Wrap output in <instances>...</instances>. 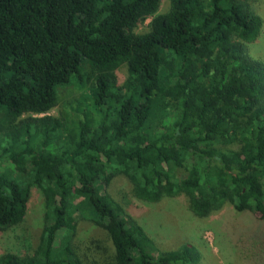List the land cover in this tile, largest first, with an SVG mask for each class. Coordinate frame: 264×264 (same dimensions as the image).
<instances>
[{
    "label": "trees",
    "instance_id": "16d2710c",
    "mask_svg": "<svg viewBox=\"0 0 264 264\" xmlns=\"http://www.w3.org/2000/svg\"><path fill=\"white\" fill-rule=\"evenodd\" d=\"M257 1L161 12L162 0H0V229L25 221L33 187L44 198L35 250L0 264L99 263L79 253V219L109 235L107 264H203L190 242L156 253L101 191L118 174L142 201L184 194L199 217L226 203L251 212L264 262V61L246 47L263 31ZM69 86L82 94L49 115Z\"/></svg>",
    "mask_w": 264,
    "mask_h": 264
},
{
    "label": "rangeland",
    "instance_id": "374dc122",
    "mask_svg": "<svg viewBox=\"0 0 264 264\" xmlns=\"http://www.w3.org/2000/svg\"><path fill=\"white\" fill-rule=\"evenodd\" d=\"M264 17V0L255 4ZM169 7V0H162L160 11ZM151 18L139 27L146 31ZM261 35L254 42L246 44L247 52L254 58L264 61V26ZM121 80L127 76V68L118 70ZM58 104L48 114L65 116L67 105L75 102L82 92L75 86L60 89ZM234 147V146H229ZM182 171L179 172L181 175ZM119 201L155 241L154 249H175L183 243H193L201 252L203 264H264L254 258L249 246V237L258 234L259 221L248 211H238L231 203L206 217L195 215L189 208L184 194L165 197L158 202H146L132 193V184L123 174H118L110 184L101 189ZM44 198L41 191L33 187L26 219L23 223L7 229H0V256L6 252H33L39 243L44 225ZM261 213H258L260 216ZM264 236V229L260 232ZM76 244L79 253L89 254L92 263L107 264L113 245L105 230L91 220L79 219Z\"/></svg>",
    "mask_w": 264,
    "mask_h": 264
}]
</instances>
